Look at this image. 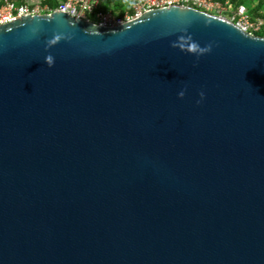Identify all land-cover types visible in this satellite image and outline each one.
Returning <instances> with one entry per match:
<instances>
[{"label":"water","instance_id":"1","mask_svg":"<svg viewBox=\"0 0 264 264\" xmlns=\"http://www.w3.org/2000/svg\"><path fill=\"white\" fill-rule=\"evenodd\" d=\"M0 264H264V35L190 5L0 24Z\"/></svg>","mask_w":264,"mask_h":264},{"label":"built area","instance_id":"2","mask_svg":"<svg viewBox=\"0 0 264 264\" xmlns=\"http://www.w3.org/2000/svg\"><path fill=\"white\" fill-rule=\"evenodd\" d=\"M100 0H64L56 8L42 3H17L14 0H0V24L16 20L26 14L50 13L55 9L67 12L71 16L89 18L96 11ZM171 5H190L209 13L223 15L231 19L245 31L260 34L264 32V3L257 8L247 7L232 0H135L130 10L123 16L111 11L96 12V20L101 25L115 26L139 17L144 12Z\"/></svg>","mask_w":264,"mask_h":264},{"label":"trees","instance_id":"3","mask_svg":"<svg viewBox=\"0 0 264 264\" xmlns=\"http://www.w3.org/2000/svg\"><path fill=\"white\" fill-rule=\"evenodd\" d=\"M17 3H29L26 2V0H14ZM64 0H37L32 3H42V4H48L53 8H56L60 3H62ZM135 0H100V3L96 9L95 12L91 13L89 15L90 19L96 20V12L102 11V12H109L111 11L116 16H123L127 10L131 9L132 4ZM226 1V0H221ZM235 3H241L239 0H232ZM257 3V6L261 7L264 3V0H255ZM261 35H264V32L260 33Z\"/></svg>","mask_w":264,"mask_h":264},{"label":"crops","instance_id":"4","mask_svg":"<svg viewBox=\"0 0 264 264\" xmlns=\"http://www.w3.org/2000/svg\"><path fill=\"white\" fill-rule=\"evenodd\" d=\"M35 1H37V0H26V2H29V3H32V2H35ZM240 1V0H239ZM234 2V1H233ZM241 2V1H240ZM251 2H253L252 4H251V6H253V5H255L257 8H259L258 6H257V3H256V1L255 0H251ZM239 4H243V2H241V3H239ZM250 6V7H251Z\"/></svg>","mask_w":264,"mask_h":264},{"label":"rangeland","instance_id":"5","mask_svg":"<svg viewBox=\"0 0 264 264\" xmlns=\"http://www.w3.org/2000/svg\"><path fill=\"white\" fill-rule=\"evenodd\" d=\"M240 1L243 2V4L246 5L247 7H250L251 4L253 3L251 2V0H240Z\"/></svg>","mask_w":264,"mask_h":264},{"label":"clouds","instance_id":"6","mask_svg":"<svg viewBox=\"0 0 264 264\" xmlns=\"http://www.w3.org/2000/svg\"><path fill=\"white\" fill-rule=\"evenodd\" d=\"M179 95H183V92L178 93Z\"/></svg>","mask_w":264,"mask_h":264}]
</instances>
